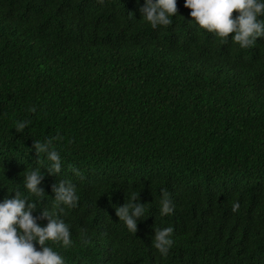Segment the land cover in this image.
<instances>
[{"label": "trees", "instance_id": "16d2710c", "mask_svg": "<svg viewBox=\"0 0 264 264\" xmlns=\"http://www.w3.org/2000/svg\"><path fill=\"white\" fill-rule=\"evenodd\" d=\"M144 2L0 0V202L38 200L24 186L34 169L46 194L34 217L54 210L52 185L74 184L78 206L59 217L72 245L46 242L65 264H264V37L224 42L184 0L153 29ZM52 137L56 175L33 148ZM136 193L147 217L132 233L115 210Z\"/></svg>", "mask_w": 264, "mask_h": 264}, {"label": "clouds", "instance_id": "9594fccd", "mask_svg": "<svg viewBox=\"0 0 264 264\" xmlns=\"http://www.w3.org/2000/svg\"><path fill=\"white\" fill-rule=\"evenodd\" d=\"M97 2L103 4L104 0ZM184 7L191 10L189 15L192 21L201 29L216 34L222 41L227 42L229 35L234 33L231 39L242 49L253 47L257 37H264V20L258 19L264 16L262 0H184ZM177 11V0H145L140 8L142 16L153 29L157 26H170V17H174ZM234 12L238 13L235 18ZM31 111L34 112L35 108ZM30 123L28 120L18 121L15 125L16 132H23ZM54 139L56 137L43 143L33 141L37 157L40 153H46L51 162L47 168L49 175L60 173L62 167L59 153L52 148ZM72 171L78 176L81 175L75 168ZM43 179L40 169L27 172L24 176L25 188L38 197V200L21 198L16 191L13 197H6L0 202V264H65L63 257L46 242L52 241L64 248L72 245L69 226L59 217L65 214V206L69 209L77 207L79 197L76 186L71 182L65 180L56 183L52 185V192L55 194L54 210L50 212L43 208L40 216L34 217L32 213L46 195L44 189L38 187ZM161 191L160 214L171 215L175 205L167 190ZM138 200L136 193L115 210L116 216L132 233L137 232V219L147 217L144 204ZM239 207V203L234 202L231 210L237 212ZM38 219H46V226H39ZM173 231L172 227L155 230L154 248L162 256L169 253L173 244ZM84 243L87 244L88 241L85 240ZM36 244L40 246V250H37Z\"/></svg>", "mask_w": 264, "mask_h": 264}]
</instances>
